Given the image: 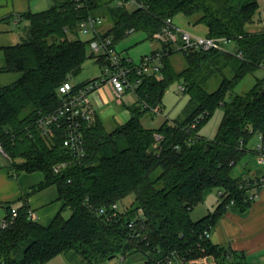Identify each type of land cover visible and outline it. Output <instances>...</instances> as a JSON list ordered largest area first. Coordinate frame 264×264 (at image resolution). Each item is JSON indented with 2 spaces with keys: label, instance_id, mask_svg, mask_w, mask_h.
<instances>
[{
  "label": "trees",
  "instance_id": "trees-1",
  "mask_svg": "<svg viewBox=\"0 0 264 264\" xmlns=\"http://www.w3.org/2000/svg\"><path fill=\"white\" fill-rule=\"evenodd\" d=\"M52 1L44 11L23 14L30 22L26 37L4 48L5 70L21 76L0 86V143L12 175L41 171L38 189L56 185L63 206L48 225L31 219L27 204L19 207L15 221L0 228V264H45L61 254L73 260L76 253L92 261L130 252L146 257L141 264H163L173 253L187 261L212 257L215 264H251L204 232L210 228L211 234L228 209L245 215L254 202L247 200V181L254 177L232 171L254 153L247 146L252 136L264 134V78L245 94L226 98L264 63V32L247 31L258 0H138L143 7L121 6L119 0ZM102 5L107 11L99 14ZM178 14L204 24L208 36L231 38L234 50L183 51L188 67L177 71L170 55L178 49L161 40L164 67L159 75L142 77L135 90L138 102L131 107L134 116L109 131L91 114L84 122L86 155L80 162L62 146L59 131L42 133L39 119L61 104L59 87L80 73L88 57L105 64L103 56L89 54L91 38L79 37L83 19L98 15L103 22L112 20L101 35L115 45L130 29L155 37L167 18ZM214 68L232 75H224L210 92L203 82ZM175 80H184L183 91L189 94L187 116L145 127L144 116L162 110L166 88ZM220 106L225 111L209 140L200 130ZM198 117L200 123L191 127ZM64 161L66 166L55 172L54 166ZM213 189L223 192L215 212L193 220L191 211ZM132 193L137 204L120 211L119 202ZM131 220L143 228H130Z\"/></svg>",
  "mask_w": 264,
  "mask_h": 264
},
{
  "label": "crops",
  "instance_id": "crops-1",
  "mask_svg": "<svg viewBox=\"0 0 264 264\" xmlns=\"http://www.w3.org/2000/svg\"><path fill=\"white\" fill-rule=\"evenodd\" d=\"M43 6L38 0H0V86L12 84L21 76L19 72L5 70L4 48L16 45L27 32L30 22L23 18V14L44 11L50 7L40 9ZM137 102L138 96L134 91L126 92L118 100L113 87L108 83L89 96L92 114L101 118L109 131L127 123L134 116L131 107ZM2 157L9 162L6 156L0 154V158ZM241 175L249 176L244 172ZM43 179L41 171L21 172L13 176L8 165L0 167V221L8 214L9 206L19 208L27 204L36 213V221L44 225L50 224L62 208L63 201L59 200L56 185L38 189ZM210 237L213 243L230 248L247 262L264 264V192L250 205L245 215L228 209L216 222ZM132 259L139 260L140 256L133 255ZM208 262L215 264L212 257L198 264H209ZM45 264L73 263L69 255L61 254Z\"/></svg>",
  "mask_w": 264,
  "mask_h": 264
},
{
  "label": "built area",
  "instance_id": "built-area-1",
  "mask_svg": "<svg viewBox=\"0 0 264 264\" xmlns=\"http://www.w3.org/2000/svg\"><path fill=\"white\" fill-rule=\"evenodd\" d=\"M82 2V0H78ZM90 1V0H83ZM118 5L140 6L143 7L138 0H119ZM103 24L101 16H88L79 24V29L83 34H91L89 46L91 52L96 56H103L105 64L103 77L91 80L83 86L77 87L70 80L65 81L59 87V95L62 99L61 104L51 113L42 116L39 123L44 135L52 136L57 131L62 136V146L66 148L73 158L80 162L86 155L85 135L83 131L84 122L90 120L92 110L89 107V96L92 92L98 89L103 84H110L116 98L121 100L126 92L134 91L141 83L142 77L145 75H153L161 72L164 67L163 51L154 52L151 55H146L140 65L133 63L130 58L122 56L117 52L115 45L110 37H103L99 30ZM134 32V29L127 31L128 34ZM160 40L167 41L175 46L178 50H228V44L233 43L229 37H211L208 35H194L188 31L177 27L173 18H167L162 29L154 34ZM264 69V63L261 64ZM180 88L183 90L184 86ZM201 117L191 124V127H196L200 123ZM158 139L161 136H157ZM259 144L254 150L257 161L264 164V134H258ZM192 142V140H189ZM0 154L7 157V154L0 143ZM66 161L58 163L54 166V171L59 172ZM248 198L247 200L255 201L262 191L264 192V175L256 176L251 181H247ZM222 195L223 192L219 191ZM18 217V208H12L10 212L1 220L0 228H6L12 224ZM29 217L36 220V213L29 210ZM128 226L132 229H137L138 224L135 220L129 221ZM143 228V226H140ZM207 236L210 235V228L204 232ZM124 258V257H122ZM208 257H202L196 260L187 261L185 258L173 253L165 259L163 264H198L206 260Z\"/></svg>",
  "mask_w": 264,
  "mask_h": 264
},
{
  "label": "rangeland",
  "instance_id": "rangeland-1",
  "mask_svg": "<svg viewBox=\"0 0 264 264\" xmlns=\"http://www.w3.org/2000/svg\"><path fill=\"white\" fill-rule=\"evenodd\" d=\"M41 2L43 7H49L53 4V1H44L38 0V3ZM259 8L254 17V22L250 23L247 26V31L250 33L264 32V0H258ZM107 11L105 6L102 5L101 9L98 10L99 14H103ZM175 25L182 30L188 31L194 35L205 36L208 33V29L204 24H196L194 19L188 18L182 14H178L173 18ZM113 22L106 18L103 24L100 25L99 30L101 33L112 27ZM27 32L23 34V37H26ZM79 37L83 40H88L91 38V34H83L79 32ZM117 52L126 58H130L133 63L140 65L143 61V58L146 55H151L154 52L163 50V43L160 39L156 37L149 38L145 31H135L131 34H128L123 39L119 40L115 44ZM228 49L234 50V43H230L226 46ZM88 52L90 54L91 48L88 45ZM170 60L177 71H182L188 67V62L185 57V53L181 50H178L170 55ZM216 68H214L215 70ZM104 65L100 64L95 57H88L85 63L83 64L82 70L76 76L71 78L73 84H83L89 79L95 77H103ZM204 72V71H203ZM224 75L231 77V72L225 69L222 73L219 70H215L214 73L208 76L203 82L206 89L210 92L216 90L221 83ZM264 78V69L259 68L258 70L249 73L246 75L240 83L228 94L226 100L229 101L235 95L245 94L249 91L257 79ZM184 84V80H175L171 82L165 91L162 103V110L160 112H149L144 116L143 124L148 128L158 127L165 119L170 121L182 120L184 119L189 112V94L184 92L180 86ZM225 111L224 106L218 107L209 120L205 122L200 130V135L206 137L209 140H212L217 133L219 124L222 120L223 114ZM109 129V128H108ZM259 144L258 135L255 134L249 140L247 146L251 150H255ZM9 165V162L5 158H0V167ZM244 172L246 175L256 177L264 175V164L257 161L255 153H253L247 161L240 162L232 171L234 176H240ZM159 173V171H158ZM222 198L219 196V190L213 189L208 192L205 196L203 202L199 203L191 211V217L193 220H198L204 216H207L215 212L217 206L221 202ZM136 198L135 194L132 193L125 197L122 201L119 202L118 208L120 211H125L128 208L135 206ZM2 208V207H0ZM71 214L70 210L64 212L65 217H69ZM3 219V218H2ZM1 219V220H2ZM1 224V221H0ZM138 228L142 229L138 223ZM212 232V231H211ZM74 252V251H70ZM134 252L126 253L125 257L122 258L121 255H109L106 257L97 256L94 260H84L83 257L76 253L75 258H73V264H141L145 261V256L141 254H134L140 256L139 260L132 259ZM132 259V260H131ZM60 260V259H56ZM212 264V262H208Z\"/></svg>",
  "mask_w": 264,
  "mask_h": 264
},
{
  "label": "water",
  "instance_id": "water-1",
  "mask_svg": "<svg viewBox=\"0 0 264 264\" xmlns=\"http://www.w3.org/2000/svg\"><path fill=\"white\" fill-rule=\"evenodd\" d=\"M262 94H264V83H263V86H262ZM115 255L111 256V257H114Z\"/></svg>",
  "mask_w": 264,
  "mask_h": 264
}]
</instances>
